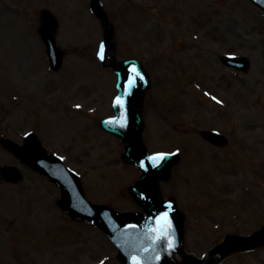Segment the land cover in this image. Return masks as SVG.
<instances>
[{
    "label": "rangeland",
    "instance_id": "rangeland-1",
    "mask_svg": "<svg viewBox=\"0 0 264 264\" xmlns=\"http://www.w3.org/2000/svg\"><path fill=\"white\" fill-rule=\"evenodd\" d=\"M101 1L116 58H135L148 74L140 142L149 152L176 153L156 175L158 194L180 213L173 261L260 228L264 13L249 0ZM42 8L59 22L58 71L38 34ZM102 37L89 0H0V164L19 163L5 142L23 144L35 134L74 170L86 199L144 212L146 200L131 190L142 170L125 157L127 142L101 125L118 92L116 71L97 56ZM222 54L247 55L249 70L227 68ZM213 128L229 136L227 146L201 139L198 130ZM21 171L15 183L0 180V264H123L105 232L59 207L58 186L28 165ZM220 264H264V246Z\"/></svg>",
    "mask_w": 264,
    "mask_h": 264
},
{
    "label": "water",
    "instance_id": "water-1",
    "mask_svg": "<svg viewBox=\"0 0 264 264\" xmlns=\"http://www.w3.org/2000/svg\"><path fill=\"white\" fill-rule=\"evenodd\" d=\"M258 6L264 9V0H252ZM92 10L101 19L102 24L105 28V41L107 47V53H105L103 63L106 65L116 66L113 61H109L108 52L111 48V39L113 34V28L109 23L107 16L102 11L99 0L91 1ZM50 13L46 10L42 11L43 17H48ZM45 27L41 31V37L47 47V52L50 57L51 65L54 68H58L61 63L62 51L56 46L54 39V32L57 26V22L54 18H51V26L44 25ZM225 63L239 67L242 70L248 68L249 62L244 57H224L222 59ZM132 65H136L141 71L143 77L145 76L143 70L134 61H128L119 68L120 82L119 87L121 88L120 97L124 99L125 103L123 108L116 105L117 115L113 118L106 119L103 123L107 129L116 131L121 135L125 136L131 145L127 148V156L140 165L141 161L147 163V156L143 148L139 145L137 139V130L139 127V120L136 116L135 121H131L129 116L130 110L135 109V99L137 101L138 94L142 90L145 84L146 78L143 80L137 78L135 87L132 88L129 96H123V90L125 83L129 78V69ZM137 110V105H136ZM125 114L126 123L124 127L119 124H109V121L119 120L120 114ZM201 134L206 139L210 140L215 144L226 143L225 137L219 133L202 131ZM136 153H133V151ZM21 155L26 156V159L31 164L35 165L39 170L48 174L53 180L60 184L63 194V200L61 205L69 212L83 216L90 219L98 226L105 228L110 237L116 242L118 246L119 257L125 264H173L171 261V249L167 247L168 240H172L174 247H176L179 237L180 228L175 206L171 201L163 200L158 197L156 193V180L154 173L161 170L167 163L168 157L161 161L157 167L149 166L146 174L141 178L135 185L134 189L139 194L143 195L149 200V204L146 206V216H132L129 212L122 214H115L111 211L105 210L99 205H90L83 199V194L75 180V178L69 174L65 169L62 173L57 171H49L51 166L52 157L45 155L40 145L36 144L33 150L26 151L21 150ZM152 156V155H151ZM10 167H0L2 174L8 172ZM74 189V193L73 192ZM72 191V192H71ZM70 193L79 202V207H74L70 201ZM168 213L169 220L171 222V228H167L163 221H160V217L165 213ZM111 226H113L111 228ZM167 233L166 235L164 233ZM264 242V228L260 231L255 232L250 237L241 236H229L221 244L215 246L206 257L199 259L195 256H189L183 264H215L225 253L241 249L249 248L256 245H260ZM158 257V259H157Z\"/></svg>",
    "mask_w": 264,
    "mask_h": 264
},
{
    "label": "snow or ice",
    "instance_id": "snow-or-ice-1",
    "mask_svg": "<svg viewBox=\"0 0 264 264\" xmlns=\"http://www.w3.org/2000/svg\"><path fill=\"white\" fill-rule=\"evenodd\" d=\"M98 56L101 59L104 58V45H103V43L100 45ZM129 73H130L129 78L126 81L125 87L123 90V96H125V97L129 96L131 94L132 88L135 87V85H136L137 78H139L140 80L144 79L141 71L139 70V68L136 65H132V67L129 69ZM213 99H215V97H213ZM114 103H115V105H119L121 108H123L125 101L120 96H117ZM76 107H80V106L77 105ZM108 123H116V124H119L121 127H124L125 123H126L125 114L123 112H121L119 120L109 121ZM170 155H176V153H156V154L149 156L147 158V163H145L144 161H141L140 167L145 169V170H147V168L149 166H151L153 168L157 167L161 161L165 160ZM159 219H160V221H163L164 225L167 228H171V222L169 220L167 212H165ZM164 234L166 235L167 233L165 232ZM167 247L169 249L174 247V243L171 239L168 240ZM157 259H158V257H157Z\"/></svg>",
    "mask_w": 264,
    "mask_h": 264
}]
</instances>
